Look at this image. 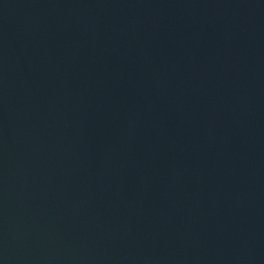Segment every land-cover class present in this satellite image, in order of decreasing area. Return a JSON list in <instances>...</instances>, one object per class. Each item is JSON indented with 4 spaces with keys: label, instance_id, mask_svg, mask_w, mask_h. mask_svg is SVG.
I'll return each mask as SVG.
<instances>
[{
    "label": "water",
    "instance_id": "obj_1",
    "mask_svg": "<svg viewBox=\"0 0 264 264\" xmlns=\"http://www.w3.org/2000/svg\"><path fill=\"white\" fill-rule=\"evenodd\" d=\"M0 264H264V0H0Z\"/></svg>",
    "mask_w": 264,
    "mask_h": 264
}]
</instances>
